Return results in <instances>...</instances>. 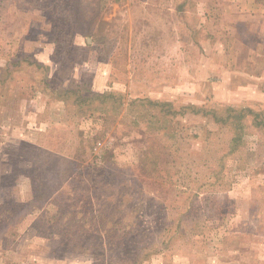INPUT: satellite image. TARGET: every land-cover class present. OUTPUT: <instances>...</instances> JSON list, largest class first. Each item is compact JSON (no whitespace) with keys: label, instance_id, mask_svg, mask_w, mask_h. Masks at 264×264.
<instances>
[{"label":"rangeland","instance_id":"rangeland-1","mask_svg":"<svg viewBox=\"0 0 264 264\" xmlns=\"http://www.w3.org/2000/svg\"><path fill=\"white\" fill-rule=\"evenodd\" d=\"M119 1L0 0V264H264V0Z\"/></svg>","mask_w":264,"mask_h":264},{"label":"trees","instance_id":"trees-1","mask_svg":"<svg viewBox=\"0 0 264 264\" xmlns=\"http://www.w3.org/2000/svg\"><path fill=\"white\" fill-rule=\"evenodd\" d=\"M103 2H106V1H109L110 3H112V4H110V5H114V6H116V5H118L119 4V0H102ZM113 12V10L111 9V8H109V7H106L105 8V12H104V19H105V21H107V18H108V13L109 12ZM70 13H73L74 14V16H71L70 15ZM69 15V17H70V20H68L69 22H68V26H69V28H68V30H69V32H70V34L71 35H74L75 33H77L78 31H77V22H76V19L80 16V14H78L77 12H75V11H72V10H70V12H67L66 14H65V16H68ZM103 18V17H102ZM104 21V22H105ZM29 64H31V65H35L38 69H43L44 71H47L48 70V67H46V66H43V65H41V64H38V63H36L35 61H31V63H29ZM1 77H2V75H1ZM3 78V77H2ZM1 78H0V82H1ZM46 82H45V85L47 86V87H49V81H47V80H45ZM63 95L65 96H67V98H72L71 96H74V98H73V102L76 104V106H79L78 107V112H79V114L80 115H85V112H87L85 109H83V107L84 106H90V110H92V111H97V110H99L100 109V107H101V105H103L104 103H106V99L107 98H110V100H111V109H113V111H115L118 107L116 106V102L118 101V99H119V95L118 94H114V93H107V92H105V93H103V94H96V95H92V96H85V97H83V96H81L80 94H79V89H77V90H70V89H68V90H65L64 92H63ZM93 101H98V104H96V105H93ZM73 103V104H74ZM167 106H168V104H166ZM87 108V107H86ZM88 109V108H87ZM227 109V108H226ZM224 110V113L226 114V116H230L231 114H232V111L234 112V110L233 109H230V108H228L227 110ZM169 110H171L170 108H169ZM239 111V110H238ZM245 112H247V113H252L251 111H247V110H245V111H243V110H240L238 113H239V115L237 116L238 117V119L236 118V119H222V121H218V122H227L228 124H230V127H232L233 128V131H235L236 132V134H238V133H240V135L238 136V135H234V137H232L231 139H230V142H229V144L231 143V144H234V142H237V141H240L241 140V136H242V131H243V126H244V123H242L243 121H242V119H240V118H243L244 117V113ZM169 113V115H171V114H174L175 113V111H169L168 112ZM209 113H213V111H211V110H209ZM206 114H208V113H206ZM214 114V113H213ZM258 116H260V114H256L255 115V117H258ZM216 119V118H215ZM257 119V118H256ZM259 119V118H258ZM252 124L255 126V127H259V126H262V125H264V123H263V121L261 120L260 122H258L257 123V120H255V119H252ZM230 144V145H231ZM147 160H148V155H147V152H144V153H141V158H140V162H139V165L141 166L140 168H141V170H145V172H144V174L146 173V165H147ZM129 225H131V224H125V226L126 227H128ZM123 244H126V243H124L123 241H121L120 242V246L122 247L123 246ZM162 245H163V243H161ZM147 252H149V250H147ZM135 253H138L139 254V259H136L135 260V262L134 263H132V264H140V261H143L144 259H146L145 257L147 256V254L148 253H145V251H136ZM134 258V255L133 254H126V256H125V258L123 257V259L122 260H124L125 262H124V264L127 262V263H130L131 262V259H133Z\"/></svg>","mask_w":264,"mask_h":264}]
</instances>
